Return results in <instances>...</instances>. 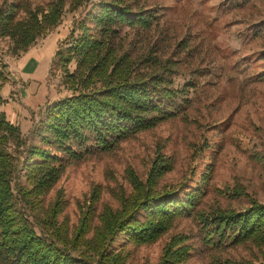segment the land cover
Returning a JSON list of instances; mask_svg holds the SVG:
<instances>
[{
	"label": "trees",
	"instance_id": "16d2710c",
	"mask_svg": "<svg viewBox=\"0 0 264 264\" xmlns=\"http://www.w3.org/2000/svg\"><path fill=\"white\" fill-rule=\"evenodd\" d=\"M68 0L69 12L81 9L53 53L51 68L60 72L68 94L44 108L27 142L18 120L0 109V264H125L126 244L154 243L176 221L192 215L208 247L250 243L264 250V202L249 198L236 210H201L203 188L184 189L183 181L161 183L173 168L169 154L157 150L143 176L130 165L123 171L129 185L108 189L118 203L96 205L103 192L92 184L77 202L74 223L60 218L66 206L63 190L46 196L65 168L113 152L121 141L159 123L179 117L189 105L187 89L173 85L177 60L154 49L139 53L121 35L124 26L148 30L153 15L133 10L125 0ZM66 0L29 7L19 0L0 4V37L18 55L56 27ZM73 65L71 69L70 66ZM7 76L0 70V89ZM0 95V106L5 105ZM264 165V155L254 154ZM202 173L203 181L210 175ZM237 196L245 195L238 185ZM247 196V194H246ZM117 238L123 242L113 243ZM186 235L171 234L156 264H184L189 257ZM207 264H264L212 254Z\"/></svg>",
	"mask_w": 264,
	"mask_h": 264
},
{
	"label": "rangeland",
	"instance_id": "374dc122",
	"mask_svg": "<svg viewBox=\"0 0 264 264\" xmlns=\"http://www.w3.org/2000/svg\"><path fill=\"white\" fill-rule=\"evenodd\" d=\"M4 0H0L1 2ZM12 1V0H6ZM29 7L49 0H19ZM97 0H89L90 6ZM60 23L25 51L14 55L10 40L0 37V70L7 82L0 89L9 119L18 120L22 136L35 142L30 131L43 117L44 108L69 93L60 72L51 68L53 53L81 11L69 12L68 0ZM133 10L153 15L150 29L124 26L121 35L134 42L139 53L156 50L162 58L177 60L173 85L187 89L184 114L159 123L135 138L121 141L111 153L69 164L46 196L63 190L66 206L60 218L74 223L77 202L92 184L103 192L96 205L117 206L109 188L129 185L123 178L127 165L140 176L157 150L173 157V168L161 183L183 181L184 189L201 186L198 208L241 210L249 198L264 202V165L254 154L264 155V0H125ZM73 68V65L70 66ZM210 175L203 181L202 173ZM240 185L245 195L237 196ZM247 194V196H246ZM186 235L189 257L184 264H207L212 254L263 261L264 250L250 243L208 247L192 215L179 218L157 241L126 244L125 264H156L171 234ZM123 242L117 238L113 243Z\"/></svg>",
	"mask_w": 264,
	"mask_h": 264
},
{
	"label": "crops",
	"instance_id": "0c3cea01",
	"mask_svg": "<svg viewBox=\"0 0 264 264\" xmlns=\"http://www.w3.org/2000/svg\"><path fill=\"white\" fill-rule=\"evenodd\" d=\"M16 119V118H15Z\"/></svg>",
	"mask_w": 264,
	"mask_h": 264
}]
</instances>
